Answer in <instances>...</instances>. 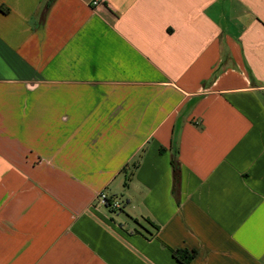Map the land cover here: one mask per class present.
Here are the masks:
<instances>
[{"label": "crops", "instance_id": "crops-1", "mask_svg": "<svg viewBox=\"0 0 264 264\" xmlns=\"http://www.w3.org/2000/svg\"><path fill=\"white\" fill-rule=\"evenodd\" d=\"M91 1L0 0V264H264V0Z\"/></svg>", "mask_w": 264, "mask_h": 264}, {"label": "trees", "instance_id": "trees-1", "mask_svg": "<svg viewBox=\"0 0 264 264\" xmlns=\"http://www.w3.org/2000/svg\"><path fill=\"white\" fill-rule=\"evenodd\" d=\"M171 166H172V173H173L172 192L175 195L178 189V171H179V164H178V161L175 155H172ZM153 226H155L154 228L157 229L156 225H153ZM171 252H172L173 257L176 258V260H178L182 264L188 263L194 257L196 253L195 250L193 249L187 250V249H178V248L172 249Z\"/></svg>", "mask_w": 264, "mask_h": 264}, {"label": "built area", "instance_id": "built-area-1", "mask_svg": "<svg viewBox=\"0 0 264 264\" xmlns=\"http://www.w3.org/2000/svg\"><path fill=\"white\" fill-rule=\"evenodd\" d=\"M101 0H92L91 4L92 5H98L100 3ZM96 199L98 201V203L107 206L111 209H118L120 207V204L115 200V198L110 197L108 195H106L103 191H100L97 196Z\"/></svg>", "mask_w": 264, "mask_h": 264}, {"label": "rangeland", "instance_id": "rangeland-1", "mask_svg": "<svg viewBox=\"0 0 264 264\" xmlns=\"http://www.w3.org/2000/svg\"><path fill=\"white\" fill-rule=\"evenodd\" d=\"M114 188H115V190H116L117 187H116V186L113 187L112 190H114ZM113 192H115V191H113ZM113 198H115V200L120 204V207H122V206H121V201H120V200H121V195H120L119 193H116V192H115ZM120 207H119V208H120ZM119 208H118V209H115L116 211H114V212L120 213ZM110 209H111V208H110ZM113 210H114V209H113ZM117 210H118V211H117ZM121 211H122V210H121ZM111 212H113V211H111Z\"/></svg>", "mask_w": 264, "mask_h": 264}]
</instances>
